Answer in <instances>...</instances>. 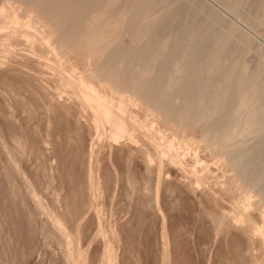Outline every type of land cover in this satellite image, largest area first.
Returning a JSON list of instances; mask_svg holds the SVG:
<instances>
[{
	"label": "bare ground",
	"instance_id": "1",
	"mask_svg": "<svg viewBox=\"0 0 264 264\" xmlns=\"http://www.w3.org/2000/svg\"><path fill=\"white\" fill-rule=\"evenodd\" d=\"M31 105L44 136L18 122ZM104 163L111 212L135 234L161 214L173 264L186 242L214 264H264V0H0V264L43 242L74 264L68 236L96 212Z\"/></svg>",
	"mask_w": 264,
	"mask_h": 264
},
{
	"label": "rangeland",
	"instance_id": "2",
	"mask_svg": "<svg viewBox=\"0 0 264 264\" xmlns=\"http://www.w3.org/2000/svg\"><path fill=\"white\" fill-rule=\"evenodd\" d=\"M41 105V104H40ZM32 106V107H31ZM30 106V108L28 109L29 111H25L24 113H19L18 114V117L20 116H22L21 118L19 117H17L18 118V122H22L24 125H27L30 129H31V131H39L40 130V134L41 135H43L44 136V133L43 132H45V131H52V122L51 123H49V121H48V123L46 122V118L44 119V117L43 116H40V115H38V113H36V111H34L35 110V108H34V105H31ZM31 108H33V109H31ZM33 112V113H32ZM36 113V114H35ZM25 115V116H24ZM37 115V116H36ZM26 117V118H25ZM29 117L31 118V119H29ZM33 117H34V119H36L35 117H37V119L36 120H33ZM40 117L42 118V120H40ZM24 118V119H23ZM29 122H28V121ZM38 120H40V121H38ZM34 123H36L35 125H34ZM37 123H39V124H37ZM37 125V126H36ZM39 126V127H38ZM83 126V125H82ZM85 126H83V128L82 129H84V130H82V131H87V130H89L88 128L85 130V128H84ZM41 128V129H40ZM64 130L65 131H68V128H64ZM63 130V131H64ZM60 131H62V130H60ZM89 131H91V130H89ZM87 133V132H86ZM86 138H88V136H87V134H86ZM103 169V171H101V173H100V170H102ZM105 171V172H104ZM109 168H108V165L107 164H100V166L98 167V169L96 170V176H98V177H95V178H92V180H94L95 181V184H93V185H91V186H88L89 187V190H90V192H92V197L94 198L93 199V201H95V213H94V210H92V211H86L85 213H86V216L84 217V219L80 222V224L82 225L83 224V222L87 219V218H92V220L93 221H91V227H90V229L92 230V233H91V231L90 230H88V231H90L89 233V235H90V237L88 238V232H86L87 231V229H84V230H86V231H84L82 228H81V225L80 226H78L77 228H76V225L77 224H75L72 228H71V230L72 229H74V230H72L71 232H70V234H69V236H68V239H69V241H71L70 243L72 244H70V246L72 247V250H73V256H74V264H88V262H89V260L90 259H94V257L96 258V260H97V258H98V261H93L92 260V262H91V264H93V263H96V264H114V262H115V264H123V263H121V261L122 262H124V264H151L152 263V260H151V253H153V252H149V251H152V250H154V253H155V255H156V252L157 253H159V254H157L156 255V257L158 256V258L159 259H162V260H168L169 262H170V259H171V262L169 263H167V264H173V262H172V257L174 256V254H173V256H172V253L173 252H175L174 250V248H171V244H170V242L168 243V245L167 246H165L164 245V243L162 242V240H161V236H159V235H161V214H159L157 211H154V218H155V214H156V216H157V219H158V217H159V219L157 220L156 218V222L154 223V222H151V220H148V222L146 223V227H145V224L143 223V221L141 220L140 222H141V224L139 223V231H142L141 233L138 231V233L136 232V234H135V230L133 231V228H134V225H136V221H134L133 220V216H131V213H130V216H129V213H123V214H117V215H115V214H113L112 212H111V210L109 209V206H110V204H111V201H110V192H109V190L111 191V189L112 188H110V187H112L111 185H113V184H109L108 182H110V181H108V179L109 178H106L105 176H107V174H109ZM102 173H104V176H102L103 174ZM102 174V175H101ZM101 175V176H100ZM102 178H104L103 180V182H102ZM105 178H106V180H105ZM99 179V180H98ZM98 183V184H97ZM107 183L109 184L108 186H107ZM111 183V182H110ZM100 184V185H99ZM103 184V185H102ZM105 184H106V186H105ZM100 186H103V187H100ZM100 189H99V188ZM130 187V185L128 184V186L126 185V188L128 189ZM96 188H98V189H96ZM103 188H104V190H103ZM106 188V189H105ZM107 188H108V190H107ZM96 189V190H95ZM99 190V191H98ZM103 190V191H102ZM105 190H107V191H105ZM100 191H102V192H100ZM105 191V192H104ZM152 191H154V190H152ZM97 192V193H96ZM127 194V196H128V193H130V192H126ZM105 194H107V195H105ZM86 195H87V193H86ZM131 195H133V196H135L134 194H132L131 193ZM155 195V194H154ZM109 196V198H107V197ZM119 196V203L122 201V200H124L125 202V204L127 203V204H129L130 203V200L132 199V197L133 196H130L129 195V198H131V199H128V198H126L127 199V201H126V199L124 198V199H121V198H123V197H126V196H121V198H120V195H118ZM151 200H152V202H153V200H154V198H155V196L153 197V194L151 193ZM149 197V196H148ZM105 198H106V200H105ZM134 198V197H133ZM102 199V200H101ZM87 200V199H86ZM121 200V201H120ZM160 200H161V198H160ZM131 201H134V199L133 200H131ZM101 203V205H99ZM122 204H124L123 203V201L121 202ZM120 203V204H121ZM162 203V202H161ZM101 206V207H100ZM127 206V205H126ZM100 209L102 210V211H100ZM109 209V210H108ZM106 213H105V212ZM107 211H108V213H107ZM102 212V213H101ZM104 212V213H103ZM156 212V213H155ZM103 214H105V216L103 215ZM152 214V213H151ZM151 214H149L148 216H149V218H150V216H151ZM104 216V217H103ZM151 216V217H152ZM115 217V218H114ZM128 217H129V219H128ZM152 217V218H153ZM151 218V219H152ZM122 221V223H123V221L125 222V223H127L128 222V224L127 225H131L130 227L129 226H127V227H129L128 228V231H130L129 232V234L127 233L128 231L127 230H124L127 234V236L125 235V232L123 231V230H121L120 228H117L116 229V227H114L113 226V222L114 221H118V222H120L121 223V221ZM131 219L133 220V221H131ZM103 220V221H102ZM105 220V221H104ZM129 221H130V223H129ZM153 221H155L154 219H153ZM133 222V223H132ZM93 223H95V227H94V225H92ZM135 223V224H134ZM99 224H102L101 226H99ZM142 224H143V226H142ZM151 224H153V228H152V226H151ZM107 228H106V227ZM148 226V227H147ZM157 226V227H156ZM159 226V227H158ZM114 227V228H113ZM143 227V228H142ZM75 228H76V231H75ZM95 228V229H94ZM106 228V229H105ZM109 228V229H108ZM142 228V229H141ZM146 228H147V230H146ZM81 229H82V232L86 235V237L87 238H84L85 237V235H82L83 233L81 232ZM89 229V228H88ZM123 229H126L125 227L123 228ZM144 229V230H143ZM155 229V230H154ZM132 230V231H131ZM149 230V231H148ZM150 230H151V233H150ZM75 231V232H74ZM80 231V232H79ZM109 231V233H107ZM144 231H145V234L146 235H148V236H150V237H155V239H154V244L152 245V244H149V246L150 247H152V248H147V251H148V254L149 255H147V254H145V256H144V251L143 250H145L144 249V245H143V238H144ZM147 231V232H146ZM153 231V232H152ZM79 232V233H78ZM133 232V233H132ZM74 233V234H73ZM132 233V234H131ZM150 233V234H149ZM91 234H92V236H91ZM133 234H134V237H135V235H136V237L134 238V237H132L133 236ZM138 234V235H137ZM84 236V237H82V236ZM110 235V236H109ZM140 235V236H139ZM143 235V236H142ZM40 236V237H39ZM119 236V237H118ZM125 236H126V238H125ZM37 237L38 238H40V240L37 238V240L39 241V247H41L42 245H44V246H46V247H41V249L40 248H38V246H37V248H35L36 246H34V250L37 252L36 254H34V257L33 258H31L30 259V262H29V260H28V264H33V261L35 262L36 260H34L36 257H38L39 256V258H37V260H39V264H40V262L43 264H53V261H55V260H52V259H56L58 256H59V254H61V252L64 250V249H62V251L60 250V251H58L59 250V248L57 247V244H52V243H50V242H47L48 244H46V243H42V241H43V237H41V234H39V233H37ZM80 237H82V238H80ZM124 237V238H123ZM131 237H132V240H131ZM70 238H71V240H70ZM86 240H84V239ZM80 239V240H79ZM122 239V241H120ZM140 239V240H139ZM85 242H84V241ZM111 240V241H110ZM137 242H136V241ZM157 240V242H158V246L156 245V241ZM81 241H83V244H82V242ZM100 241V242H99ZM127 241H129V242H127ZM140 241V242H139ZM161 241V242H160ZM169 241V240H168ZM109 242H111L110 244H109ZM134 242V243H133ZM139 242V243H138ZM41 243H42V245H41ZM126 243V244H125ZM188 243V244H187ZM46 244V245H45ZM79 244V245H78ZM81 244H82V246H81ZM121 246H120V245ZM129 244V245H128ZM131 244V245H130ZM141 244V245H140ZM36 245V244H35ZM37 245H38V242H37ZM48 245V246H47ZM96 245L98 246V248L96 249L95 247H96ZM110 245V246H109ZM154 245H156V246H154ZM162 245V246H161ZM164 245V246H163ZM186 245H188V247L186 246ZM186 245L184 244V245H182L183 247L184 246H186L187 247V249H185L186 247H184V249L181 247V251H183L184 250V252H182V253H180V254H184L185 252H187V251H189V252H187L188 253V255H187V253H185V258L182 256V255H180L181 256V260H182V257H183V259H186L185 260V262H184V260H182L183 261V263L185 264H187V262H192L191 264H214V263H212V262H210V260H208V256H205V255H207L206 254V250L208 249V246H196L195 244H194V246H193V243H191L190 242V244H189V242H186ZM189 245H191L190 247H189ZM78 246H79V248H78ZM93 246V247H92ZM95 246V247H94ZM107 246H108V248L110 249V252H109V254L110 253H112L113 255H112V257H111V259H110V257L108 256V254H106V256H105V251H106V248H107ZM136 246H138V247H136ZM48 247H53L52 249L56 252V254H54L55 252L51 249V248H49L50 250H52V251H50L49 249H48ZM55 247V248H54ZM122 249H121V248ZM173 247V246H172ZM195 247V248H194ZM196 247H198V248H196ZM207 247V248H206ZM43 248H45V249H43ZM57 248H58V250H57ZM92 248H95V249H92ZM159 248V249H158ZM165 248V250L167 251V253L164 255L163 253H162V250ZM193 248H194V250H193ZM36 249H38V250H36ZM47 249L49 250L48 252H47ZM100 249V250H99ZM142 249V250H141ZM189 249H191V250H193L192 252H191V250H189ZM203 249V250H202ZM79 250V251H78ZM92 250V252L90 253V251ZM96 250V251H95ZM131 250H133V251H131ZM187 250V251H186ZM35 251H33L34 253H35ZM42 251H44V252H46V253H44V252H42ZM93 251H94V253H95V256H94V253H93ZM101 251V253H99ZM115 251V252H114ZM125 252V255H123L124 253L123 252ZM146 251V252H147ZM159 251V252H158ZM173 251V252H172ZM51 252V253H50ZM58 252H60V253H58ZM97 252L99 253L98 255H96L97 254ZM141 252V253H140ZM193 253V254H191V253ZM203 252H204V255H202L203 254ZM39 253H42V255L41 254H39ZM44 253V254H43ZM89 253H90V255H92L91 256V258L89 257L90 255H89ZM93 253V254H92ZM121 253V254H120ZM126 253H127V255H126ZM154 253H153V255H154ZM195 253V254H194ZM200 253V254H199ZM37 254H39V255H37ZM58 254V255H57ZM62 254H65L64 252L62 253ZM136 254V255H135ZM37 255V256H36ZM44 255V256H43ZM54 255H56V257L54 256ZM147 255V256H146ZM162 255V256H161ZM42 258H41V257ZM51 256V257H50ZM96 256H98V257H96ZM120 256V257H119ZM121 256L123 257V258H121ZM142 256V257H141ZM144 256V257H143ZM150 258H149V257ZM164 256V257H163ZM191 256H192V258H191ZM46 257V258H45ZM48 257V258H47ZM50 257V258H49ZM66 258H67V256H65ZM72 257V256H71ZM87 257V258H86ZM146 257H148L147 259H146ZM163 257V258H162ZM187 257V258H186ZM197 257V258H196ZM207 258V260H206V258ZM45 258V259H44ZM52 258V259H51ZM90 258V259H89ZM126 258H128V259H126ZM145 258V259H144ZM188 258L191 260H189V261H187L188 260ZM194 258V259H193ZM203 258H204V261H203ZM43 259V260H42ZM48 259H50L49 261H48ZM87 259V260H86ZM114 259V260H113ZM122 259V260H121ZM142 259V260H141ZM158 259V260H159ZM202 259V260H201ZM46 260V261H45ZM95 260V259H94ZM124 260V261H123ZM145 260H147L146 262H143V261H145ZM162 260L161 261H158V263L157 264H162L163 262H162ZM207 261V263H206V261ZM217 260V259H216ZM215 260V264H220V262H217ZM52 261V262H51ZM87 261V262H86ZM91 261V260H90ZM113 261V262H112ZM142 261V262H141ZM194 261V262H193ZM197 261V262H196ZM48 262V263H47ZM51 262V263H50ZM126 262V263H125ZM141 262V263H140ZM160 262V263H159ZM210 262V263H209ZM90 263V262H89ZM190 263H188V264H190ZM34 264H38V261H36ZM153 264V263H152Z\"/></svg>",
	"mask_w": 264,
	"mask_h": 264
}]
</instances>
